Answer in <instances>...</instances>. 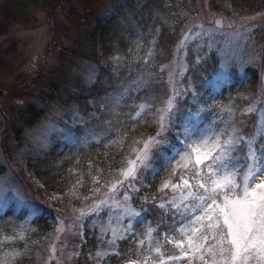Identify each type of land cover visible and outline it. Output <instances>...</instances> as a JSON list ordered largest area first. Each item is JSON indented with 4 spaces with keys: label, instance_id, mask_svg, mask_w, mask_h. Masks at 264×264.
Returning <instances> with one entry per match:
<instances>
[{
    "label": "snow or ice",
    "instance_id": "6c2138e0",
    "mask_svg": "<svg viewBox=\"0 0 264 264\" xmlns=\"http://www.w3.org/2000/svg\"><path fill=\"white\" fill-rule=\"evenodd\" d=\"M245 19L247 23L235 30L229 23L226 32L220 19L214 21V29L206 30L202 24L189 28L177 47V53L182 54L160 68L161 73L167 69L166 97L135 105L133 119H144L147 114L148 122L155 124L154 132L142 141V148L134 149L135 158L121 170V178L105 192L96 189L101 198L81 209L77 217L76 227L81 231L75 234L79 236L86 218L100 220L99 226L91 224L92 231H98L97 239L106 245L97 250V258L119 255L112 249H118L120 242L136 241V248L129 249L135 258L126 259L124 264H176L182 260L187 264H264V63L262 83L246 97L244 107L218 103L225 91L246 82L234 73L243 77L257 60L264 61V47L256 52L251 35L256 17ZM190 41L197 42L198 48L194 68L186 59ZM85 79L95 81L93 68L87 70ZM148 82L137 79L115 96L102 98L101 109L118 117L121 106L135 101ZM71 120V128L60 130L70 144L96 136L90 120L76 106ZM76 127L80 135L73 131ZM48 128L56 130L52 124ZM47 134L37 139L45 144ZM155 161L162 166L171 164L170 176L177 177L162 182L157 189L164 193L159 202L155 196L151 200L141 197L137 186L144 183V173L153 178L159 175ZM14 200L18 207L24 206L19 187L5 173L0 176V202L7 208ZM156 209L158 219L147 220L146 214ZM168 217L170 230L161 234V225ZM138 225L144 226L143 234L135 231ZM62 231L57 228V233ZM167 245L172 246L171 251H165ZM57 251L63 254L64 245L53 246L50 259Z\"/></svg>",
    "mask_w": 264,
    "mask_h": 264
},
{
    "label": "trees",
    "instance_id": "16d2710c",
    "mask_svg": "<svg viewBox=\"0 0 264 264\" xmlns=\"http://www.w3.org/2000/svg\"><path fill=\"white\" fill-rule=\"evenodd\" d=\"M80 1L88 6L100 0ZM102 1L105 4H102L101 13L97 10L93 14L90 25L84 31L83 50L74 54V57L86 60L88 67L95 70V81L89 83L78 76L69 77L66 71L60 73L40 93L41 105L27 104L3 129V156L13 171L15 181L30 196L31 206L38 210L29 222H26L24 211L13 212L10 207L0 214V252L15 253L17 258L13 264H45L47 250L44 244L56 230L55 225L71 211L79 216L81 209L101 198L96 189L104 192L114 180L121 178V170L127 167L130 159L135 158L134 149L142 148V141L155 129V124L148 122L147 114H144V119H133L137 111L135 105L144 101L150 104L159 102L166 97L167 69L161 73L160 68L170 65L190 20L195 22L199 17L207 25L205 18L211 16L225 24L237 25L245 18L264 13V0ZM12 3L15 8L24 10L40 3L41 7H47L51 0H12ZM253 41L257 50L262 41L258 35ZM195 46L191 42L186 48V59L193 68L198 52ZM208 70L211 71V61ZM233 75L246 82L242 87L225 91L218 103L242 108L248 102L246 97L252 96L262 83L261 65L247 68L243 77L236 73ZM140 78L149 81L147 87L136 94L135 101L121 106L118 117L113 118L110 112L101 109L102 98L115 96L123 86ZM56 104L65 111V120L58 122L61 130L72 127L71 110L76 106L90 120L96 136L86 142L70 144L61 132L51 137L43 151L32 153L30 147L24 145L23 131L40 123L48 108ZM92 113L95 115L91 116ZM207 115L211 119V113ZM109 120L110 124L106 122ZM73 131L80 135L79 127L73 128ZM10 141L24 146L18 150ZM154 163L160 167L159 175L153 178L144 173V183L137 186L141 188V197L147 196L151 200L155 196L159 202L164 195L157 191L162 182L168 178L176 180L177 177L170 176L171 164L162 166L159 161ZM140 203L139 199L135 201L137 206ZM146 206L153 207L152 204ZM158 211L146 214V219L155 222ZM86 219L88 222L84 223L83 235L75 236L77 252L71 264H124L126 259L135 258V253L129 249L136 248V241L120 242L118 249H112L119 255L95 258L96 251L106 245L97 239L98 231L91 229V223L99 219ZM171 224V218H166L160 233L170 230ZM144 230L141 225L135 229L138 234H143ZM171 250L172 246L167 245L165 251Z\"/></svg>",
    "mask_w": 264,
    "mask_h": 264
},
{
    "label": "rangeland",
    "instance_id": "374dc122",
    "mask_svg": "<svg viewBox=\"0 0 264 264\" xmlns=\"http://www.w3.org/2000/svg\"><path fill=\"white\" fill-rule=\"evenodd\" d=\"M41 4L30 5L24 10H19L13 6L12 0H0V176L8 173L13 179V171L8 166L1 148L3 129L27 104L41 105L39 103L40 93L46 89L49 81L57 79L60 73L66 71V74L71 78L78 76L86 80L85 73L89 69V65L86 60L74 57V54L76 51L83 50V46H85L84 31L90 25L93 14L97 10L98 13H101L102 4L105 2L100 0L97 4L87 6L80 0H51V4L47 7H41ZM209 17L205 18L207 25L202 23L200 21L202 19L199 17L195 22H192L191 19L190 25L185 28L184 32L196 23L202 24L206 30L214 29V21L217 18ZM245 23H247L246 20L233 25L232 30ZM227 25L224 23L223 31L225 32L229 31ZM254 25L252 37L258 35L262 41V45L258 46L257 50L254 47L255 51L259 52L264 47V13L256 17ZM192 43H195V48H197V42ZM181 54L176 52L170 64ZM262 63L264 61L257 60L253 66L256 67ZM260 76L262 80V72ZM56 105L48 108L45 117L35 127L23 131L24 145L29 146L32 153L43 151L48 147L51 137L61 133L58 122L65 120V111ZM50 124L55 125L56 130H50L48 128ZM45 132L48 133L44 137L46 143L42 144L37 138ZM11 144L18 150L24 146L17 145L16 141H12ZM1 168L4 170L1 171ZM14 182L20 189L24 206L18 207L14 200L9 207L13 212L24 211L26 222H29L34 216L32 200L15 179ZM7 208L3 207L0 202V214ZM77 217L78 213L71 211L65 218L61 220L58 218L60 221L55 225L56 230L50 234L44 244L48 257L44 256L45 264H57V260L60 261V264H71L77 252L74 242L75 236H77L75 233L80 231L76 227ZM95 219L98 218L95 217ZM87 222L86 219L84 223L87 224ZM93 222L97 226L100 224V220ZM57 228H63V231L57 233ZM57 241H62L66 248L63 254L57 251L55 258L50 259L52 248ZM16 258V254L11 251L0 252V264H13ZM95 258H97L96 254ZM176 264H187V262L182 260Z\"/></svg>",
    "mask_w": 264,
    "mask_h": 264
},
{
    "label": "water",
    "instance_id": "95a60500",
    "mask_svg": "<svg viewBox=\"0 0 264 264\" xmlns=\"http://www.w3.org/2000/svg\"><path fill=\"white\" fill-rule=\"evenodd\" d=\"M182 37H183V36H182ZM181 39H182V38H181ZM60 245H64V244H63L62 242H57L55 246H56V247H59ZM64 248H65V245H64Z\"/></svg>",
    "mask_w": 264,
    "mask_h": 264
}]
</instances>
